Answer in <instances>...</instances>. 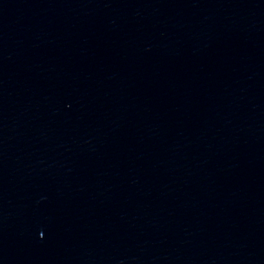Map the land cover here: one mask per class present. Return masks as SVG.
<instances>
[{"label":"water","instance_id":"1","mask_svg":"<svg viewBox=\"0 0 264 264\" xmlns=\"http://www.w3.org/2000/svg\"><path fill=\"white\" fill-rule=\"evenodd\" d=\"M0 264H237L67 227L0 220Z\"/></svg>","mask_w":264,"mask_h":264}]
</instances>
